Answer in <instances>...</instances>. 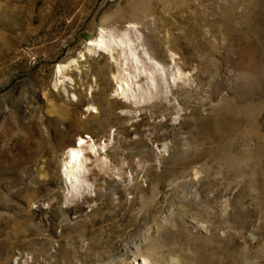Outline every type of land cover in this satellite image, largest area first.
Wrapping results in <instances>:
<instances>
[{
  "label": "rangeland",
  "instance_id": "374dc122",
  "mask_svg": "<svg viewBox=\"0 0 264 264\" xmlns=\"http://www.w3.org/2000/svg\"><path fill=\"white\" fill-rule=\"evenodd\" d=\"M0 264H264V0H0Z\"/></svg>",
  "mask_w": 264,
  "mask_h": 264
},
{
  "label": "bare ground",
  "instance_id": "6f19581e",
  "mask_svg": "<svg viewBox=\"0 0 264 264\" xmlns=\"http://www.w3.org/2000/svg\"><path fill=\"white\" fill-rule=\"evenodd\" d=\"M91 43H94L93 49H95V51H97L98 49H102V50H108L111 53V51L113 49V48H111V44H116V45H119L121 47H125V46L129 47L131 41H129V37L127 35L123 38L121 37L118 39L117 38L111 39V38H108V36H106L103 33L102 35H100L99 38L97 37ZM128 52H129L128 56L131 57L132 60L135 61V59L137 57L136 51L131 47V50H129ZM135 69L136 70L134 71V73L132 75L130 74V76H126V77L124 76L125 79L120 74H117L115 77V79L118 82L117 83L118 84L117 85V91L121 95H124L125 97L129 94L130 87L133 86V84L131 85L133 79L137 78L139 75H141L139 68L138 69L135 68ZM179 71L180 70H177V72L175 73L176 76H178V73H180ZM172 76L174 78L176 77L175 75H172ZM151 80L155 81L154 78H151ZM150 83L152 84V82H150ZM152 86H153V84H152ZM131 93H132V90H131ZM132 95H133V93H132ZM86 142H87V139L79 138L78 144H76L75 147H72L67 151V156H66L67 158L64 160L63 173L65 175L66 181L68 183H70L71 190H73V191L74 190L79 191V189L83 188V186L85 187L86 180L84 178H82V171H83V168L85 166L84 165L85 160L87 159L85 156V150L86 149H91V150L96 149V144L88 143L86 145L85 144ZM73 153H75L74 156H73ZM86 187H88V186H86ZM84 189H86V188H84Z\"/></svg>",
  "mask_w": 264,
  "mask_h": 264
},
{
  "label": "water",
  "instance_id": "95a60500",
  "mask_svg": "<svg viewBox=\"0 0 264 264\" xmlns=\"http://www.w3.org/2000/svg\"><path fill=\"white\" fill-rule=\"evenodd\" d=\"M65 182L67 184V187H69L71 189L70 183H68L66 180H65Z\"/></svg>",
  "mask_w": 264,
  "mask_h": 264
},
{
  "label": "snow or ice",
  "instance_id": "6c2138e0",
  "mask_svg": "<svg viewBox=\"0 0 264 264\" xmlns=\"http://www.w3.org/2000/svg\"><path fill=\"white\" fill-rule=\"evenodd\" d=\"M75 155V153H73V156Z\"/></svg>",
  "mask_w": 264,
  "mask_h": 264
}]
</instances>
